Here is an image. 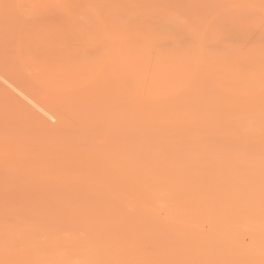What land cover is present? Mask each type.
Wrapping results in <instances>:
<instances>
[{"label":"rangeland","instance_id":"374dc122","mask_svg":"<svg viewBox=\"0 0 264 264\" xmlns=\"http://www.w3.org/2000/svg\"><path fill=\"white\" fill-rule=\"evenodd\" d=\"M0 60V264H264V0H0Z\"/></svg>","mask_w":264,"mask_h":264},{"label":"bare ground","instance_id":"6f19581e","mask_svg":"<svg viewBox=\"0 0 264 264\" xmlns=\"http://www.w3.org/2000/svg\"><path fill=\"white\" fill-rule=\"evenodd\" d=\"M67 46H68V45H66V48H68ZM62 47H63V46H62ZM60 50H61V49H60ZM65 50H66V49H65ZM61 52H62V51H61ZM66 52L68 53L67 50H66ZM74 53H75V52H74ZM60 54H61V53H60ZM64 54H65V52H64ZM68 54H69V53H68ZM68 54H66V56H67ZM76 55H77V54H76ZM69 57H70V56H69ZM69 57H68V59L71 58V57H70V58H69ZM62 58H63V56H62ZM74 58H76V57H74ZM64 59L67 60L66 57H65ZM58 60H59V59H58ZM0 61H1V60H0ZM67 61H68V60H67ZM0 64H2V63L0 62ZM3 65H4V64L0 65V78L3 79L2 81H0V87H2V86L4 87V88H3L4 90H2V91H6L5 89L8 88L7 84L11 85V83H12V87H14V88L16 89V91H19V92H20V93H21L26 99H30L29 95H28V94L26 93V91H25L26 89H28V87L24 86L25 84H23V82L20 83V82L17 81L18 78L14 75L15 73H13V74H9V78H8V75H7V74L4 75L8 69L5 70V67H3ZM1 68H4V69H1ZM2 70H3V71H2ZM8 71H9V70H8ZM2 73H3V74H2ZM6 76H7V77H6ZM10 76H12L13 78L10 77ZM11 78H12V79L15 78L14 80H16V81H14V80L12 81ZM16 78H17V79H16ZM1 79H0V80H1ZM9 79H11V80H9ZM4 81H5L7 84H6ZM9 81H10V83H9ZM3 82L6 84V85L4 84L5 86H4V85H1ZM25 83H26V82H25ZM26 84H27V83H26ZM6 86H7V87H6ZM9 88H11V86H10ZM11 90H12V89H11ZM8 91H9V89H8ZM8 91H7V92H8ZM11 92H12V91H11ZM27 92L29 93V91H27ZM5 93H6V92H5ZM8 93H9V92H8ZM10 94H11V93H10ZM10 94H9V95H10ZM14 94H15V93L13 92L12 95L14 96ZM12 95H10V96L13 97ZM10 96H8L7 98H9ZM15 96H16V95H15ZM15 96H14V97H15ZM28 97H29V98H28ZM16 98H17V101L21 100L18 96L15 97V100H16ZM9 100H10V99H9ZM30 100L34 103V105H38L37 102H36L35 100H33V99H30ZM21 101H22V103H24L23 100H21ZM19 102H20V101H19ZM23 105H24V104H23ZM25 105H26V107H27L29 110L32 109L33 112H37L34 108H32L30 105H28V103L25 104ZM25 105H24V106H25ZM54 106H55V105L53 104V106H52L51 108H49V111H47V109H45L46 112H49V113H48V114H49L48 116H50V113L53 114V115H55V112H56V111H57V112L59 111L58 109H56V108L58 107L57 104H56L57 107L55 106L56 111L53 109ZM49 107H50V106H49ZM42 111H43V110H42ZM16 112H17V111H16ZM21 112H22V111H21ZM53 112H54V113H53ZM25 114H27V113H25ZM46 114H47V113H46ZM36 115H37V114H36ZM53 115H52V116H53ZM39 117H42V116L40 115ZM43 117H44V116H43ZM39 119H40V118H39ZM37 120H38V119H37ZM37 120H36V121H37Z\"/></svg>","mask_w":264,"mask_h":264}]
</instances>
